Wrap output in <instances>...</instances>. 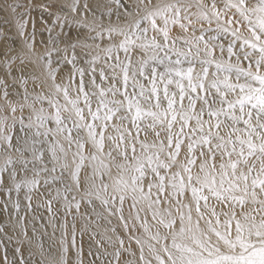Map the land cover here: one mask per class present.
Wrapping results in <instances>:
<instances>
[{
	"label": "snow or ice",
	"instance_id": "obj_1",
	"mask_svg": "<svg viewBox=\"0 0 264 264\" xmlns=\"http://www.w3.org/2000/svg\"><path fill=\"white\" fill-rule=\"evenodd\" d=\"M3 214L0 264H264V0H0Z\"/></svg>",
	"mask_w": 264,
	"mask_h": 264
},
{
	"label": "bare ground",
	"instance_id": "obj_2",
	"mask_svg": "<svg viewBox=\"0 0 264 264\" xmlns=\"http://www.w3.org/2000/svg\"><path fill=\"white\" fill-rule=\"evenodd\" d=\"M7 214H3V219H5ZM45 218H47V214L45 213ZM49 233H51V229L49 228ZM58 235V234H57ZM9 243V242H8ZM48 241L46 240V246H47ZM10 244V243H9ZM11 245V244H10ZM85 248L87 249V242L85 243ZM10 249V248H9Z\"/></svg>",
	"mask_w": 264,
	"mask_h": 264
},
{
	"label": "rangeland",
	"instance_id": "obj_3",
	"mask_svg": "<svg viewBox=\"0 0 264 264\" xmlns=\"http://www.w3.org/2000/svg\"><path fill=\"white\" fill-rule=\"evenodd\" d=\"M3 219V215H0V220H2ZM85 241L87 242V238L85 237ZM14 243V242H13ZM5 244L11 249V247H12V243H8L7 241H5Z\"/></svg>",
	"mask_w": 264,
	"mask_h": 264
}]
</instances>
